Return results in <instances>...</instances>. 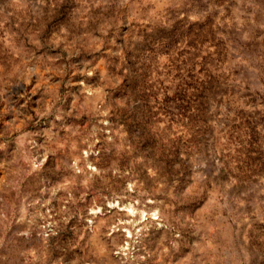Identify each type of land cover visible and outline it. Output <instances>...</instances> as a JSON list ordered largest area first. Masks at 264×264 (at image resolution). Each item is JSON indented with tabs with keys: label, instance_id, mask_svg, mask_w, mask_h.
I'll return each instance as SVG.
<instances>
[{
	"label": "rangeland",
	"instance_id": "rangeland-1",
	"mask_svg": "<svg viewBox=\"0 0 264 264\" xmlns=\"http://www.w3.org/2000/svg\"><path fill=\"white\" fill-rule=\"evenodd\" d=\"M0 264H264V0H0Z\"/></svg>",
	"mask_w": 264,
	"mask_h": 264
}]
</instances>
